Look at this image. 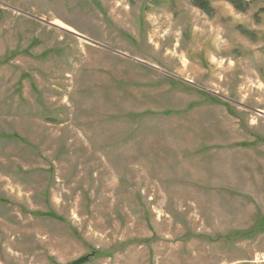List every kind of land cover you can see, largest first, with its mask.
<instances>
[{
    "label": "rangeland",
    "instance_id": "rangeland-1",
    "mask_svg": "<svg viewBox=\"0 0 264 264\" xmlns=\"http://www.w3.org/2000/svg\"><path fill=\"white\" fill-rule=\"evenodd\" d=\"M211 8L0 0V264H264V0Z\"/></svg>",
    "mask_w": 264,
    "mask_h": 264
},
{
    "label": "trees",
    "instance_id": "trees-1",
    "mask_svg": "<svg viewBox=\"0 0 264 264\" xmlns=\"http://www.w3.org/2000/svg\"><path fill=\"white\" fill-rule=\"evenodd\" d=\"M212 1H223L230 4L234 10L239 13H244L249 7V4L252 3L254 0H191L192 5L203 12L205 15H211L212 8L211 2ZM9 137V136H8ZM12 138V136H10Z\"/></svg>",
    "mask_w": 264,
    "mask_h": 264
},
{
    "label": "water",
    "instance_id": "water-1",
    "mask_svg": "<svg viewBox=\"0 0 264 264\" xmlns=\"http://www.w3.org/2000/svg\"><path fill=\"white\" fill-rule=\"evenodd\" d=\"M88 260V257H85V258H82V259H79V260H75L69 264H83L85 263L86 261Z\"/></svg>",
    "mask_w": 264,
    "mask_h": 264
},
{
    "label": "bare ground",
    "instance_id": "bare-ground-1",
    "mask_svg": "<svg viewBox=\"0 0 264 264\" xmlns=\"http://www.w3.org/2000/svg\"><path fill=\"white\" fill-rule=\"evenodd\" d=\"M60 26V25H59Z\"/></svg>",
    "mask_w": 264,
    "mask_h": 264
}]
</instances>
